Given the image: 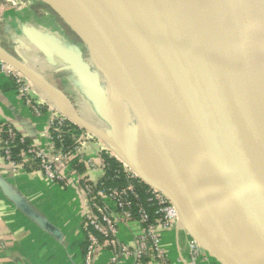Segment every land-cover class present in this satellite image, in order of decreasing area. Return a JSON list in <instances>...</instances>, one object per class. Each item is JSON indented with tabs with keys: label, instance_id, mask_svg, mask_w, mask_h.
Segmentation results:
<instances>
[{
	"label": "bare ground",
	"instance_id": "obj_1",
	"mask_svg": "<svg viewBox=\"0 0 264 264\" xmlns=\"http://www.w3.org/2000/svg\"><path fill=\"white\" fill-rule=\"evenodd\" d=\"M3 1L17 9L48 6L66 28L76 35L78 43L84 48L83 62L89 66L97 87L106 93L115 113V136H109L101 128L86 123L78 116L70 97L61 92L55 82L56 78L69 75L68 72L56 73L45 67L38 68L31 65L32 62L18 57L16 48L10 42L11 36L2 32L4 19L1 12L0 60L19 71L29 83L35 81L49 90L59 101L63 114L86 127L92 136L101 139L116 155L115 158L123 162L126 165L123 166L135 176L170 198L177 223L179 214H182L207 239L233 254L235 264H264V200L234 172L241 171L258 184L259 178L264 175V162L248 158L249 151H239L220 144L218 138L186 148H173L160 143L132 111L108 59L86 44L72 23L51 4V0ZM74 1L97 23L121 55L118 31L103 0ZM191 6L194 10L203 7L198 2ZM38 10L55 20L49 11L43 8ZM26 18L22 20L38 24L33 15L29 14ZM212 29L219 43L230 51L248 74L256 112L264 111V83L258 78L228 19L216 22ZM145 54L152 95L158 110L169 108L177 111L199 106L219 114L235 108V79L208 58L174 45L149 30L145 33ZM99 70L104 71V75ZM170 86L186 92L190 101L174 94ZM120 151L131 162H126Z\"/></svg>",
	"mask_w": 264,
	"mask_h": 264
},
{
	"label": "water",
	"instance_id": "obj_2",
	"mask_svg": "<svg viewBox=\"0 0 264 264\" xmlns=\"http://www.w3.org/2000/svg\"><path fill=\"white\" fill-rule=\"evenodd\" d=\"M103 2L118 31L121 55L78 3L74 0H51V4L62 17L72 23L86 44L108 59L129 106L155 139L169 147L186 148L218 138L220 144L239 151H249L248 158L264 162V111L256 112L253 88L248 74L230 51L219 43L212 29L216 22L224 18L232 19L247 33L252 54L264 66V0H103ZM195 2L202 4L201 10L191 9V4ZM147 30L174 45L208 58L229 73L236 81L235 108L219 114L199 106L177 111L169 108L158 110L152 95L145 54ZM23 31L27 40L40 52L45 61L49 62L50 48L42 41L39 30L24 27ZM6 34L9 35L7 32ZM14 40L11 37L10 42L18 44ZM80 47L78 46L80 58L74 69H78L81 76L87 78L91 90L96 95L95 102H98L100 107H95L96 111L93 109L95 112L93 122L85 119L77 110L76 113L86 123L97 126L114 137L115 113L104 90L92 84L91 70L82 60ZM18 57L29 62L20 54ZM32 83L37 90L50 92L35 81ZM169 88L174 94L190 101L186 92L177 87ZM53 96L55 103L52 106L62 113L59 101L55 95ZM120 154L126 162H131L123 151H120ZM234 172L264 200V175H261L259 183L255 184L245 173L238 170ZM141 180L144 184L150 185ZM0 187L16 207L31 219L42 222L40 217L9 191L1 180ZM168 199L172 202L170 198ZM179 218L183 229L216 262L235 264L233 254L220 244L207 239L190 225L182 214H179ZM47 228L58 234L55 229L49 226Z\"/></svg>",
	"mask_w": 264,
	"mask_h": 264
},
{
	"label": "crops",
	"instance_id": "obj_3",
	"mask_svg": "<svg viewBox=\"0 0 264 264\" xmlns=\"http://www.w3.org/2000/svg\"><path fill=\"white\" fill-rule=\"evenodd\" d=\"M22 19L8 17L3 22L4 28L2 27V32L9 33L18 43H12L16 48V54H20L36 66L38 64V67H45L56 73L72 71L69 75L56 78V85L61 92L70 97L76 110L85 119L95 121V107H100L99 103L95 102L96 95L91 90L87 78L81 76L78 69H74L80 58L78 50L80 43L76 35L53 19L50 23L37 21L38 24ZM227 19L242 47L249 54L248 58L258 73V78L264 83V66L252 54L247 33L232 19ZM24 27L39 30L42 41L50 48L49 62L45 61L40 52L27 40ZM33 90L34 97L51 106L55 103V98L50 92L39 91L35 87ZM0 121L16 127L19 134L28 142L43 146L40 131L48 121L47 112L35 116L25 104L24 98L10 83L9 77L3 73H0ZM88 148L89 153L100 150L98 145L93 143L89 144ZM91 176L96 178L97 173H92ZM0 180L44 223L27 216L0 187V264H85L86 243L81 236L84 208L79 188L72 184L64 187L51 183L41 174L28 170L13 173L2 156ZM177 224L175 228L161 232V247L170 264H192L189 243L193 238L183 229L180 220ZM47 226L55 229L58 234L51 232ZM140 229L136 222L120 224L118 242L133 248L134 239ZM203 256L204 260L199 259L194 264H219L204 248ZM110 261L111 252L104 249L95 254L92 264H111ZM114 264H132V260L118 255Z\"/></svg>",
	"mask_w": 264,
	"mask_h": 264
},
{
	"label": "built area",
	"instance_id": "obj_4",
	"mask_svg": "<svg viewBox=\"0 0 264 264\" xmlns=\"http://www.w3.org/2000/svg\"><path fill=\"white\" fill-rule=\"evenodd\" d=\"M1 73L5 74L2 70ZM10 83L32 113L41 116L47 112L48 121L40 131L42 147L28 142L13 125L0 121V156L13 173L28 170L41 174L51 183L79 188L84 208L81 236L86 243L85 264H92L95 254L104 249L111 252V264L118 255L130 258L132 264H170L161 247V232L178 224L164 198L152 188L137 190L141 185L128 170L116 167L108 176L109 164L102 157V150L89 153L88 145L92 144L89 139L93 138L87 132L34 97L29 82L16 79ZM92 173H97V177L92 178ZM120 178L124 185L110 184ZM129 222H136L141 228L133 248L117 240L119 225ZM189 248L192 264L204 260L203 248L197 241L193 239Z\"/></svg>",
	"mask_w": 264,
	"mask_h": 264
},
{
	"label": "rangeland",
	"instance_id": "obj_5",
	"mask_svg": "<svg viewBox=\"0 0 264 264\" xmlns=\"http://www.w3.org/2000/svg\"><path fill=\"white\" fill-rule=\"evenodd\" d=\"M38 8L39 9H42L43 8V9L49 11L55 17V21L56 22L58 21L60 24L64 25V23L62 22V20L56 15L55 12H53V11L51 12V8L48 7V6L38 5L37 7H33V9H28V8H25V9H17L14 6H11V5L5 3L3 0H0V12H1V17L4 20L6 18H8V17H22L24 19H27L26 16H29V14H30V15H33L34 17H36V19H37L38 22H41L42 21V22H45V23H48V22L50 23V21H51L52 18H49V15L46 16V15L42 14L41 11L38 10ZM81 52H82V54L84 53V48L83 47H81ZM246 54L249 55L248 53H246ZM82 60L84 61L83 57H82ZM1 70H2V72L5 73V75H7L8 73H10L9 78H10V80L12 82L15 81L16 79H18L21 83L28 84V81L19 73V71L13 69L12 67H10L8 64H6L2 60H0V73H1ZM67 72L69 74L72 73V71H67ZM99 72L101 73V75H104V73L102 71L99 70ZM104 79H105V84H106V78L104 77ZM94 81H95V79L92 80L93 85L97 86V83L94 82ZM31 85H32V87L34 89V84L31 83ZM112 88H114V87H112ZM33 89L30 90V92H31L32 95L34 94V90ZM63 115L66 117V119H68L72 123L77 124L82 131L87 132L93 138V139H89V141L92 142V143H96L98 145V147L100 148V150H102L101 151V155H102L103 158H105V159L111 158V159H113L118 164L117 167L119 169H122V170L124 169L126 171L128 170L131 173L130 175H133L134 180L138 181L139 184L141 185V187H143V190H148V189H151L152 188L150 185L144 184V182L140 178H138L137 176H135V174L131 170H129L128 168L124 167L123 166L124 163L118 161L115 158L116 155L113 154L109 150V148L107 147V145L103 141H101V139H99L96 136H92V134L90 132H88V130L86 129V127L79 125L73 119H71L70 117L66 116L65 114H63ZM82 128H85L86 130H84ZM85 143L87 144L88 141L85 140ZM152 189H154V188H152ZM137 190H139V189H137ZM155 191L158 193V195H160V196H162L164 198V200L166 201V206H168L171 209V213L172 214L175 213L174 212L175 209L173 207L172 202L166 196H164L162 192L157 191V190H155ZM175 218H177L176 215H175ZM174 221H176V220H174Z\"/></svg>",
	"mask_w": 264,
	"mask_h": 264
},
{
	"label": "trees",
	"instance_id": "obj_6",
	"mask_svg": "<svg viewBox=\"0 0 264 264\" xmlns=\"http://www.w3.org/2000/svg\"><path fill=\"white\" fill-rule=\"evenodd\" d=\"M106 161L109 164V167L107 169V175L110 176L113 169H115L118 164L111 158H107ZM81 168V167H78ZM112 185H124V181L122 178L115 180L113 183H110ZM139 191H143V187L139 188Z\"/></svg>",
	"mask_w": 264,
	"mask_h": 264
}]
</instances>
